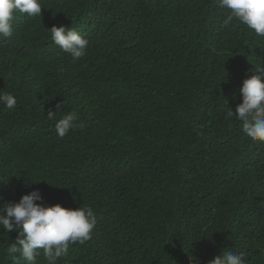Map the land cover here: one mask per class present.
<instances>
[{"label": "trees", "instance_id": "obj_1", "mask_svg": "<svg viewBox=\"0 0 264 264\" xmlns=\"http://www.w3.org/2000/svg\"><path fill=\"white\" fill-rule=\"evenodd\" d=\"M41 3L0 37V92L17 99L0 106V203L38 190L36 203L93 209L91 239L57 264H209L229 248L264 264V143L226 118L264 38L225 27L215 0ZM53 25L90 30L86 56L47 64ZM57 104L83 125L62 139ZM17 235L0 229V264Z\"/></svg>", "mask_w": 264, "mask_h": 264}, {"label": "clouds", "instance_id": "obj_2", "mask_svg": "<svg viewBox=\"0 0 264 264\" xmlns=\"http://www.w3.org/2000/svg\"><path fill=\"white\" fill-rule=\"evenodd\" d=\"M215 4L227 12L223 20L225 27L235 19L264 38V0H215ZM42 9L45 8L41 0H0V37L13 35L16 13L26 14L29 18L41 17ZM49 31L54 45L52 51L44 56L47 64L63 57L77 61L86 56L90 42L86 37H90V30L80 27L78 32L71 27L53 25ZM239 92L242 102L235 111L227 106L226 118L239 121L242 133L253 143H264V64L254 65L253 74L242 81ZM0 106L14 110L17 99L11 93L0 92ZM59 111L57 104L56 111L49 110L46 116L48 120L55 121L58 138H64L73 128L83 127L76 111H67L57 119ZM41 199L40 192L33 190L23 195L19 202L0 203V229L6 233L18 232L15 241L6 249L14 264H37L41 252L47 264H57L67 255L70 245H83L91 239L96 226V216L91 207L70 209L59 204L46 206L36 203ZM231 249L223 250L209 264H245L244 253ZM189 260L190 264H198L196 257L190 256Z\"/></svg>", "mask_w": 264, "mask_h": 264}]
</instances>
